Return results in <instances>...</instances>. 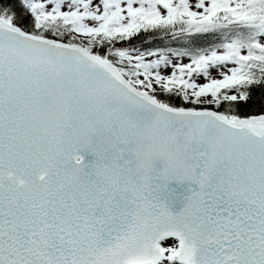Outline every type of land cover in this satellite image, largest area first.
I'll return each mask as SVG.
<instances>
[{"label": "snow or ice", "instance_id": "snow-or-ice-1", "mask_svg": "<svg viewBox=\"0 0 264 264\" xmlns=\"http://www.w3.org/2000/svg\"><path fill=\"white\" fill-rule=\"evenodd\" d=\"M0 264H264V0H0Z\"/></svg>", "mask_w": 264, "mask_h": 264}]
</instances>
